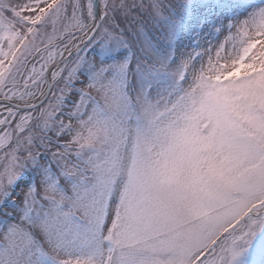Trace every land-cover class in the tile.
I'll list each match as a JSON object with an SVG mask.
<instances>
[{
  "label": "snow or ice",
  "instance_id": "snow-or-ice-1",
  "mask_svg": "<svg viewBox=\"0 0 264 264\" xmlns=\"http://www.w3.org/2000/svg\"><path fill=\"white\" fill-rule=\"evenodd\" d=\"M0 264H264V0H0Z\"/></svg>",
  "mask_w": 264,
  "mask_h": 264
},
{
  "label": "rangeland",
  "instance_id": "rangeland-1",
  "mask_svg": "<svg viewBox=\"0 0 264 264\" xmlns=\"http://www.w3.org/2000/svg\"><path fill=\"white\" fill-rule=\"evenodd\" d=\"M185 15H187V13ZM192 36H193V39H195V33H193Z\"/></svg>",
  "mask_w": 264,
  "mask_h": 264
}]
</instances>
